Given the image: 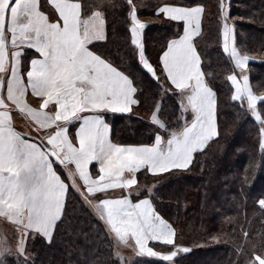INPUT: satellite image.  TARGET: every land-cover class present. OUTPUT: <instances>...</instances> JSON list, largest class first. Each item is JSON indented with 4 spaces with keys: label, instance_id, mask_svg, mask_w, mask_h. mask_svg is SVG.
Here are the masks:
<instances>
[{
    "label": "snow or ice",
    "instance_id": "obj_1",
    "mask_svg": "<svg viewBox=\"0 0 264 264\" xmlns=\"http://www.w3.org/2000/svg\"><path fill=\"white\" fill-rule=\"evenodd\" d=\"M125 3L129 7L128 17L132 25L131 44L138 49L141 67L156 79L154 67L145 58L141 40L147 25L138 19L133 0H125ZM220 8L224 9V0ZM55 10L63 21L62 27L59 23L49 22L47 15L39 10V0H0V91L6 87V100L19 107L23 105L26 88L30 86L36 96L44 97L41 109L47 108L50 103L58 106L54 114L27 109L41 128L53 130L47 136V144L51 145L48 149L42 144L22 139L11 127L8 104L0 96V109H3L0 111V216L14 218L15 223L21 226L17 247L18 257H23L21 264H30L29 257L24 255L26 237L35 233L51 240L53 229L62 218L68 185L54 170V164L64 167L74 164L89 193H104L109 189H126L136 185L134 174L143 169L153 175L188 169L193 162V154L203 150L209 141L219 135L215 93L207 83L211 74L202 71L201 56L193 43V37L200 34L201 6L176 3L158 9V14L165 15L169 20L184 22V34L169 42L161 60L167 79L174 86L173 94L178 91L184 95L187 107L194 114L193 120L182 131L172 132L166 149L161 148L162 138L158 134L151 147H123L109 140V126L100 113H130L132 106L139 103L135 99L138 89L129 76L89 50L88 46L93 42L106 40L105 20L101 12L94 11L82 19V4L68 0H56ZM228 19L230 15L225 14L223 50H230L236 66L244 68L250 58L241 55L235 47L234 27L227 23ZM8 34L13 46L18 42L27 43L43 57L30 62L27 85L18 75L17 64L21 53L13 51L11 63L5 62L8 57ZM227 79L236 86V95L232 99L239 100L240 94L246 93L248 108L260 121L257 100L264 101V96H255L249 90L247 75L242 74L243 86L236 75ZM181 107L185 105L182 103ZM23 108L27 105H23L21 110ZM155 109L151 123L166 128L159 119V104ZM84 113L89 114L82 115ZM72 121L80 122L75 134L78 147L68 136L67 125ZM261 131L264 133V129ZM93 162L99 164L101 175L98 179L89 172V165ZM125 170L132 173L133 178L121 179ZM135 194L139 195V192ZM258 203L264 208V199ZM100 204L106 210L107 223L111 228L122 240L130 233L141 255L157 256L151 247L146 246L148 240L175 246L174 233L155 215L149 199L132 203L126 195L118 199H104ZM5 251L0 248V257ZM189 251L188 248L178 247L162 259L171 261L178 252ZM0 264H3L2 259ZM252 264H264V257L255 256Z\"/></svg>",
    "mask_w": 264,
    "mask_h": 264
},
{
    "label": "trees",
    "instance_id": "obj_2",
    "mask_svg": "<svg viewBox=\"0 0 264 264\" xmlns=\"http://www.w3.org/2000/svg\"><path fill=\"white\" fill-rule=\"evenodd\" d=\"M76 1L82 4V17L97 10L105 20L106 40L88 47L128 75L138 89L139 103L131 113L105 114L111 138L118 144H150L157 134L167 137L185 124L187 108L181 107L179 92L173 94L160 66V54L181 33L182 23L158 14V9L176 3L203 6L201 32L193 41L202 71L211 74L207 83L216 96L219 135L194 153L188 169L157 175L137 172L143 188L133 198H151L156 212L174 229L175 246L150 242L157 256L141 255L135 249L137 256L130 264H252L255 256L264 257V208L258 203L264 199V101H257L261 116L257 121L247 95L232 99L233 85L227 79L247 75L252 93L264 96V0H228L227 23L234 27L235 47L250 58L244 68L237 67L230 50L222 47V0H133L138 19L147 25L141 40L156 79L141 67L138 49L131 44L125 0ZM39 4L41 10L50 11L48 0ZM32 54L26 50L24 59ZM157 104L163 129L151 123ZM65 197L51 240L35 233L26 237L24 255L30 264H119L101 218L75 189L69 187ZM7 247L3 264H21L23 257L13 246ZM178 247L190 251L178 252L171 261L162 259Z\"/></svg>",
    "mask_w": 264,
    "mask_h": 264
},
{
    "label": "crops",
    "instance_id": "obj_3",
    "mask_svg": "<svg viewBox=\"0 0 264 264\" xmlns=\"http://www.w3.org/2000/svg\"><path fill=\"white\" fill-rule=\"evenodd\" d=\"M68 2H70V3H79L76 0H68ZM55 3H56V0H48V4L50 5V11L41 10L40 4H39V10L41 12H43L45 15H47L48 20H49L50 23H59L60 26L62 27L63 26V21H62V19L59 18L58 12L55 10ZM164 5H166V4H162L161 6H164ZM191 6H201L203 8V6L202 5H199V4L191 5ZM202 15H203V12L201 14V21H202ZM81 18L82 19H85L86 17L83 18L81 16ZM180 22L182 23L181 33L178 36L171 38L167 42V45H166L165 49L160 54V66H161L162 72H163V74H164L167 82L170 85H171V83L167 79V73L163 69V63H162L161 57H162L163 53L165 51H167L169 42L172 41V40H174V39H179L184 34V22H182V21H180ZM200 32H201V28H200ZM195 37L196 36L193 37V40L195 39ZM193 43H194V41H193ZM26 50H32L34 52V54H32L31 56H29L27 58V60L24 59L25 54H26ZM89 50H91V49L89 48ZM6 51L8 53V57L6 58V61H5L6 64H10L11 63V53L13 51H19L21 53V55L19 57V62L17 64V67H18V75L24 80L25 85H27V72L31 70V63L30 62L33 59H42L43 57L35 49L29 47L27 43L20 44L18 42V44L16 46H13L11 44V36H10V34L7 35ZM94 53L97 54L96 52H94ZM97 55H99V54H97ZM100 57L102 59H104V60L107 61V59L103 58L102 56H100ZM24 60L26 61V63H25ZM107 62L110 63L109 61H107ZM113 67H115V66H113ZM117 70L120 71V72H122L118 68H117ZM122 73H124V72H122ZM6 79H7V76H6ZM238 80L240 81L241 86H243V79L242 78H238ZM232 85H233V89L232 90H233V96H234V95H236V86L233 83H232ZM171 87L174 88L173 85H171ZM248 87H249V85H248ZM244 95H247V94L242 92L240 94V97H242ZM0 96H3L5 98V100H6V87H5L4 90L0 91ZM179 96H180V99L182 100L183 104L187 108V111H188L187 114H188V116H186L187 117V120H186L185 124L181 127V129H179L176 132L182 131L183 127L186 126V124H189L193 120V118H194V114L192 113L191 109L187 107V101L184 98V95H182V94L179 93ZM215 98H216V96H215ZM43 99H44V97H38V96H36L32 92L30 86H28L26 88V92H25L24 97H22L23 105H27V108H23V110H21V108L23 107V105H21V106L18 107L17 105H15L12 102L7 101V100H6V103L8 104V107H9V115L11 117L10 125H11V127L17 133H19L21 135V138L22 139H25V140H28L29 142H33V143H37V144H42L44 147L50 149L51 148V145H48L47 144V136L53 130L52 129H43V128H41L37 124V122L32 118L31 114L27 110L28 108H32V109H36L38 111H45V112H49V113H53L54 114V112L58 109V106H56L54 103H50V105L47 108L41 109L40 108V105L43 103ZM135 99H136V96H135ZM134 107L135 106L133 105L132 106V110H133ZM2 110L3 109H0V111H2ZM87 114H89V113H84L82 115H87ZM105 114H129V113H112L110 111H105V112L100 113V115H102L104 117L105 122L109 126L108 137H109V140L113 144L118 145V146H123V147H128V146H132V147L148 146V147H151V146H154V144H155V138H154V141L151 142L150 144H118V143H115L112 140V138H111V132H110L111 131V127H110V124L108 123V121L105 118ZM59 123H63V122H59ZM79 123H80L79 121H72L71 123H69L67 125L68 136L70 137V139L73 141V143L77 147L79 146L78 145V138L76 137L75 134L78 131ZM53 127H55V126H53ZM158 135H160V134H158ZM160 137L162 138L161 148L162 149H166L167 148V141L171 138V135H169L167 137H162L160 135ZM50 159L55 160L54 157H50ZM98 169H99L98 162H93L91 165H89V172H90V174H91V176L93 178L98 179L99 175H101V173H99V170ZM54 170L62 178V180L64 181V183L66 185H68L65 196H67V191H68V188L69 187L75 189L84 199H86L88 201L89 205L91 207H93V209L96 210V213L100 216V218L103 217L102 219H104V221L107 224L108 228L113 233L115 231L107 223V213H106V210L104 209L103 205L100 204V201H102L104 199H118V198H123L126 195L132 201V203H138L140 200L149 199L151 201V206H152V209H153L155 215L159 216L160 219L163 220L166 223V225L174 233V229L171 227V225L167 221H165L164 218H161V216L156 212L155 207L153 206L154 204H153V202H152V200H151V198L149 196L145 195V196H141V197H138V198H133L132 194L135 193L134 191L137 189L138 182H137L136 185L132 186L131 188H126V189H119V188H117V189H109V190H107L104 193H89L87 191V186L79 178V174H78L77 170L75 169L74 164H67V167H64V166H61L60 164L56 163V164H54ZM143 170L147 171V169H143ZM147 172L150 173L149 171H147ZM128 178H133V174L132 173H129V172H127L125 170L122 173L121 179H128ZM134 178L137 181V173L134 174ZM129 193H132V194L129 195ZM65 199H66V197H65ZM65 199H64V204H65ZM62 213H63V211H62ZM0 219L3 220V221H5V222H7V223L12 224V225L14 224L19 229L21 228L20 225H18V224L15 223L14 218H9L8 216H0ZM157 223H159V221H157ZM127 237H128V239L130 238V239H132L135 242V238L132 237L130 233L127 235ZM173 239H174V236H173ZM0 241H1V236H0ZM150 242L152 243V242H157V241L148 240V241H146V246ZM160 243H163V242L160 241Z\"/></svg>",
    "mask_w": 264,
    "mask_h": 264
},
{
    "label": "rangeland",
    "instance_id": "obj_4",
    "mask_svg": "<svg viewBox=\"0 0 264 264\" xmlns=\"http://www.w3.org/2000/svg\"><path fill=\"white\" fill-rule=\"evenodd\" d=\"M95 11H97V10H95ZM227 12H228V0H224L223 14H227ZM90 15L91 14H89V15H87L85 17L87 18ZM85 17H83V18H85ZM221 40H222V43H223L222 44V47H223L224 46L223 30H222V39ZM231 46L232 45L230 44V48H231ZM263 141H264V139H263ZM142 188H143V185H140L138 183L137 184V189L134 192L135 193L140 192V190ZM147 188H148L149 192L152 189V187H150V186H148ZM135 193L132 194V195L133 196L136 195ZM83 201L87 204V206L89 207V209L92 212L96 213V210L93 209V207H91L89 205V203H88V201L86 199L83 198ZM97 216H99V215L97 214ZM101 220H102L105 228L108 231L107 233H109L111 238H112L114 254L118 258L119 264H130L133 261V259L135 258V256H137L136 252H135V249H139V247L136 245V243L132 239H130V238L128 239L127 236L125 237L124 240H122L120 238V236H118L116 234V232L113 233L108 228V226L105 223L104 219L101 218ZM0 236H1V241H0V244H1L0 246L1 247L0 248L7 249L8 248L7 246H13V248L17 252L18 242H19V239H20V229L17 226H15L14 224L12 225L10 223H7V222H5V221L0 219ZM147 247H149V246L147 245ZM0 259L4 260V257H0Z\"/></svg>",
    "mask_w": 264,
    "mask_h": 264
}]
</instances>
